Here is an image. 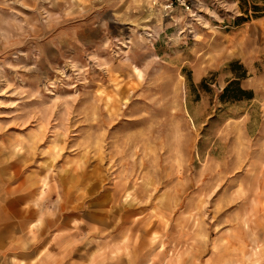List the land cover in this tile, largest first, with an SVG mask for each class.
<instances>
[{
    "label": "rangeland",
    "instance_id": "1",
    "mask_svg": "<svg viewBox=\"0 0 264 264\" xmlns=\"http://www.w3.org/2000/svg\"><path fill=\"white\" fill-rule=\"evenodd\" d=\"M0 264H264V0H0Z\"/></svg>",
    "mask_w": 264,
    "mask_h": 264
},
{
    "label": "trees",
    "instance_id": "2",
    "mask_svg": "<svg viewBox=\"0 0 264 264\" xmlns=\"http://www.w3.org/2000/svg\"><path fill=\"white\" fill-rule=\"evenodd\" d=\"M257 9V8H255ZM232 87V91L234 93H230L229 95L231 97H238L240 96V93H238V91H244L245 89L241 86V82L239 80V78H230L228 83L224 86L223 88V95L226 94L229 90V88ZM237 90V91H236ZM228 95V94H227Z\"/></svg>",
    "mask_w": 264,
    "mask_h": 264
},
{
    "label": "built area",
    "instance_id": "3",
    "mask_svg": "<svg viewBox=\"0 0 264 264\" xmlns=\"http://www.w3.org/2000/svg\"><path fill=\"white\" fill-rule=\"evenodd\" d=\"M161 3L163 2L166 7H172L174 3H179L180 5L184 6L185 8L190 7V0H160Z\"/></svg>",
    "mask_w": 264,
    "mask_h": 264
},
{
    "label": "crops",
    "instance_id": "4",
    "mask_svg": "<svg viewBox=\"0 0 264 264\" xmlns=\"http://www.w3.org/2000/svg\"><path fill=\"white\" fill-rule=\"evenodd\" d=\"M40 228V227H39Z\"/></svg>",
    "mask_w": 264,
    "mask_h": 264
}]
</instances>
